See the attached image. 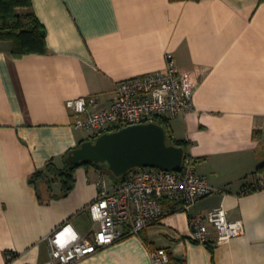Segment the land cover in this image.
<instances>
[{
	"label": "crops",
	"instance_id": "crops-1",
	"mask_svg": "<svg viewBox=\"0 0 264 264\" xmlns=\"http://www.w3.org/2000/svg\"><path fill=\"white\" fill-rule=\"evenodd\" d=\"M46 30L47 51L14 57L0 41V264H44L48 237L62 224L93 240L90 204L119 181L94 165L74 169L75 184L48 170L91 132L76 127L68 100L98 96L109 108L116 83L166 67L167 54L188 71L194 109L169 119L185 140L195 171L221 191L189 211L165 215L71 264H154L166 248L170 264H264V0H32ZM44 171L48 182L32 181ZM164 207L170 202L163 200ZM223 205L244 233L206 244L191 237V215ZM11 258V259H10Z\"/></svg>",
	"mask_w": 264,
	"mask_h": 264
},
{
	"label": "built area",
	"instance_id": "built-area-1",
	"mask_svg": "<svg viewBox=\"0 0 264 264\" xmlns=\"http://www.w3.org/2000/svg\"><path fill=\"white\" fill-rule=\"evenodd\" d=\"M194 92L189 72L179 68L174 55L168 53L164 70L117 82L109 108L93 110L99 97L92 95L68 100L67 105L78 115L76 127L91 132L94 137L156 118L169 120L188 114L194 109ZM261 187L264 176L249 190ZM218 191L221 190L195 171L191 157H186L179 171L135 167L111 186L102 178L99 195L90 204L95 221L93 240L79 235L70 223L62 224L48 238L50 259L44 264H71L81 260L129 235H140L167 214L189 211L201 198ZM164 199L170 202L169 207H164ZM190 224L192 239L202 244L208 243L212 229L217 243L244 233L243 221L230 219L223 205L207 213L194 212ZM152 259L154 264H170V253L166 248H155Z\"/></svg>",
	"mask_w": 264,
	"mask_h": 264
},
{
	"label": "water",
	"instance_id": "water-1",
	"mask_svg": "<svg viewBox=\"0 0 264 264\" xmlns=\"http://www.w3.org/2000/svg\"><path fill=\"white\" fill-rule=\"evenodd\" d=\"M186 157L184 146L168 143L166 127L151 121L85 140L69 152L67 160L75 165L89 161L101 163L121 176L135 167L179 171Z\"/></svg>",
	"mask_w": 264,
	"mask_h": 264
},
{
	"label": "trees",
	"instance_id": "trees-1",
	"mask_svg": "<svg viewBox=\"0 0 264 264\" xmlns=\"http://www.w3.org/2000/svg\"><path fill=\"white\" fill-rule=\"evenodd\" d=\"M31 6L32 0H0V41H11L13 43L12 54L17 58L32 53H45L47 51L46 30L44 26L31 12L25 15L18 13V8H30ZM156 121L166 127L168 133V143L184 146L186 149V156L189 157L190 153L187 142L174 136L169 120L166 118H156ZM96 137L97 136H94L91 139H95ZM67 156V165L64 168H58L54 165H50L48 167V170L52 171L55 176H60L62 178L64 194H67L73 189L75 184L74 169L79 166L70 163L67 160ZM83 164L94 165L98 169L110 173L118 181H121L125 175L116 176L111 170L109 171V169L101 163L89 161L80 165ZM258 170H264V165H262ZM49 179L50 178L47 173L44 171H37L32 176L33 182L46 181L49 183Z\"/></svg>",
	"mask_w": 264,
	"mask_h": 264
},
{
	"label": "rangeland",
	"instance_id": "rangeland-1",
	"mask_svg": "<svg viewBox=\"0 0 264 264\" xmlns=\"http://www.w3.org/2000/svg\"><path fill=\"white\" fill-rule=\"evenodd\" d=\"M110 171V170H109ZM49 238V237H48Z\"/></svg>",
	"mask_w": 264,
	"mask_h": 264
}]
</instances>
